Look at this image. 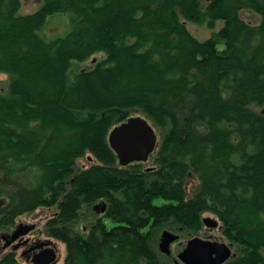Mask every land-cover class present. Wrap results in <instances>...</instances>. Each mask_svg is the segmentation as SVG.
<instances>
[{
    "label": "trees",
    "instance_id": "1",
    "mask_svg": "<svg viewBox=\"0 0 264 264\" xmlns=\"http://www.w3.org/2000/svg\"><path fill=\"white\" fill-rule=\"evenodd\" d=\"M20 5L0 0V234L45 209L39 231L65 245L63 264H182L162 231L202 235L213 216L235 252L223 264H264V0ZM54 14L70 29L47 39ZM219 20L206 40L186 24ZM131 113L158 145L122 165L109 134Z\"/></svg>",
    "mask_w": 264,
    "mask_h": 264
},
{
    "label": "water",
    "instance_id": "2",
    "mask_svg": "<svg viewBox=\"0 0 264 264\" xmlns=\"http://www.w3.org/2000/svg\"><path fill=\"white\" fill-rule=\"evenodd\" d=\"M158 138L153 125L142 115L128 117L126 121L116 125L109 134L110 145L117 153L122 165L147 162L157 148ZM95 208L104 211L107 203L101 202ZM204 223L210 228L219 226V220L212 216L205 217ZM35 227L36 224L20 223L10 234L1 233L0 240H4V246L7 247ZM179 238L178 233L168 229L163 230L160 241L162 252L171 254V244ZM52 242L51 239H47L42 243L49 247L33 256L32 261L35 264H50L56 261L58 253L56 246L51 245ZM175 253L184 264H223L233 255L231 245L225 241L204 239L199 236L178 242Z\"/></svg>",
    "mask_w": 264,
    "mask_h": 264
},
{
    "label": "rangeland",
    "instance_id": "3",
    "mask_svg": "<svg viewBox=\"0 0 264 264\" xmlns=\"http://www.w3.org/2000/svg\"><path fill=\"white\" fill-rule=\"evenodd\" d=\"M42 5V0H21V5L19 9L20 14H29L34 11H36L40 6ZM244 16L247 19L250 20H257L256 16L251 12H245ZM188 29L191 31L193 35H195L200 40H206L210 38L215 32H217L222 25L224 24V21L219 20L216 22L215 26L210 27L208 23H195V22H186ZM70 29V17L67 14H54L48 17L47 24L44 28L43 34L47 39H53L57 36L65 34ZM87 62H84L82 64H79L78 67L82 68L86 66ZM8 76L5 74H0V89L5 88L7 85ZM100 91L102 87L96 86ZM135 113H131V116H135ZM163 199H157V203L163 202ZM47 213V210H38L37 212L30 214L28 216H25L23 218V223H34L37 226V229L39 230V226L43 225V222L45 221V218L42 217L43 214ZM114 222H111L113 224ZM207 232H203L202 238H208L212 240H218V241H225L221 232L220 228H215L213 230H206ZM178 233V232H176ZM181 235V233H178ZM194 237V236H193ZM43 238H47L43 236ZM183 238V237H181ZM191 238V237H190ZM188 239V238H186ZM55 241L57 252L59 259L56 264H63L64 258H65V245L62 242H59L57 240L52 239ZM184 240V239H182ZM227 242V241H226ZM175 245L173 244L171 246V249L174 250ZM4 252V251H3ZM21 251H19L20 253ZM233 254H235L234 250L232 249ZM172 259L174 262H176V255L171 254ZM24 264H32L29 263V261L23 259ZM177 263V262H176Z\"/></svg>",
    "mask_w": 264,
    "mask_h": 264
},
{
    "label": "flooded vegetation",
    "instance_id": "4",
    "mask_svg": "<svg viewBox=\"0 0 264 264\" xmlns=\"http://www.w3.org/2000/svg\"><path fill=\"white\" fill-rule=\"evenodd\" d=\"M46 240L47 239L43 238V234H41L36 227L34 230L28 232L27 234L20 236L17 240L9 244L7 247L4 246L3 240H0V243H2L0 245L5 249L14 248L18 253L19 251H21L20 255H22L25 260L32 262L31 260L35 254L49 247V245H42V243ZM175 243L176 242L172 243V245H175Z\"/></svg>",
    "mask_w": 264,
    "mask_h": 264
}]
</instances>
